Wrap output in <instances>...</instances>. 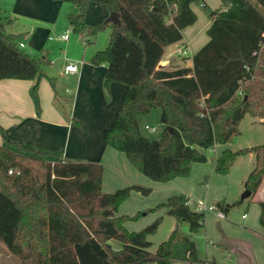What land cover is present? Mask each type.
<instances>
[{"label": "trees", "instance_id": "trees-1", "mask_svg": "<svg viewBox=\"0 0 264 264\" xmlns=\"http://www.w3.org/2000/svg\"><path fill=\"white\" fill-rule=\"evenodd\" d=\"M79 7L69 15L73 31L86 42L110 30V43L91 62L106 64L105 84L127 86V92L105 142L154 181L188 176L193 163L207 162L208 151L238 135L250 114L264 118V0H61ZM91 2L119 14L121 24L85 20ZM211 19L209 40L192 55V65L159 68L167 48L183 40V30L198 20L194 6ZM10 17L0 15V80L46 78L47 59L26 52L8 31ZM182 46L187 47L185 44ZM58 93L55 95L57 101ZM161 110L165 125L159 139L142 133L146 118ZM172 127V132L168 129ZM0 241L20 264H173L199 260L190 235L205 226V212L184 193L170 195L134 215L119 213L132 192L149 195L152 188L131 183L103 190L102 162L62 159L6 136L0 123ZM254 153L255 166L245 180L255 196L264 183V143L233 150L227 146L212 158L215 170L228 174L241 155ZM12 170V173L10 172ZM260 223L264 227V200ZM234 203L217 202L227 212ZM165 210L176 224L155 250L150 235L164 214L139 230L129 221ZM184 225H188L185 229Z\"/></svg>", "mask_w": 264, "mask_h": 264}, {"label": "crops", "instance_id": "crops-1", "mask_svg": "<svg viewBox=\"0 0 264 264\" xmlns=\"http://www.w3.org/2000/svg\"><path fill=\"white\" fill-rule=\"evenodd\" d=\"M216 3L217 5L210 6H221V0H217ZM1 4L7 7L11 15L15 16L18 20L24 19L25 24L23 29L27 33L29 43H33L36 51L43 52L46 50L47 56L50 52L46 49L49 45L45 41L50 32V26L52 24L56 25L60 19H63L67 20L71 27L69 15L79 11V7L76 4L62 2L61 0H1ZM194 9L198 14V20L183 30L184 38L178 42L182 45L185 44L190 50L191 55L186 56L187 58L190 57L189 61L176 62L174 60L176 56L167 52L162 61L164 64L162 68L192 65V55L209 40L207 29L212 21L205 14L206 17H203L199 23V13L195 6ZM109 15L110 12L105 6L91 2L87 8L85 20L88 23H94L106 19ZM10 18L12 17L10 16ZM64 33L59 34L58 38L61 41L67 42L70 55L65 58L59 56L53 57V59L46 58L50 63L47 64L48 68H45V71L55 79V88L51 86L46 78H42L39 81L38 92L36 94L33 88L38 79L0 80V123L5 128L6 136L23 141L38 149L52 152L51 159L53 161L67 158L102 162L105 168L103 177L104 191H114L131 183L144 186H159V184L153 182L151 178L133 166L123 152L107 146L105 142V132L113 125L116 119L125 98L127 86L120 82H112L109 88H107L105 84L107 65H95L91 62V57L97 51H90L87 48H84L82 53L77 49L71 51V46L68 44L71 36L68 40L60 38ZM82 41L89 43L83 39ZM23 43L25 47L28 46L26 42ZM175 44L169 47H173ZM69 62H74L78 65L77 72L67 73L65 71V67ZM56 93L69 101V116L63 115L57 104H55ZM0 143H3L1 132ZM225 147L227 146L221 145L220 150L217 151L214 158ZM193 165V173H195L193 175L195 178L178 177L165 184L167 185L165 186L166 190L161 193L160 197L161 199L164 198L162 200H165L166 197L168 198L172 193L175 194L174 192L188 193L195 201L212 198L208 194L205 196L201 189L195 185L196 180L201 178L202 165H195V163ZM212 168L215 170L213 162ZM132 195L138 201L137 204L131 207L134 211L128 213L121 206L119 213L134 215L139 210L151 207L154 202H158V199L148 202L135 191L132 192ZM225 196V193L221 191L216 198L220 200L225 198ZM255 196V201L264 200V185L260 187ZM218 199L216 202L219 201ZM161 213L164 214L165 210H162ZM157 214L148 215V213H144V216L140 219L129 221L127 226L131 230H139L153 221L157 217ZM255 215L260 223L261 207H255ZM165 217L171 216L166 215ZM242 217L247 220L249 218L248 212H244ZM226 218L227 213L225 212V217L220 219ZM168 223L167 228H164L166 235L163 236L170 235L176 221L173 219ZM261 229L262 231H258V229L253 230L255 233L259 232L262 234L263 238H261L264 240V227L262 226ZM239 235L238 233L235 235L231 233L227 234L223 230L221 233L217 232L216 239L214 240L217 242L222 253L227 255L225 259H218L216 254L213 253L211 255L208 254L205 258L198 256L199 260L196 262L209 261L212 264H260L259 253L254 250L252 242L247 240L251 238L249 237L251 235H241L247 239L237 237ZM207 239L209 240V235H207ZM211 243L214 242L208 241V244ZM196 262L178 259L173 264H195Z\"/></svg>", "mask_w": 264, "mask_h": 264}, {"label": "rangeland", "instance_id": "rangeland-1", "mask_svg": "<svg viewBox=\"0 0 264 264\" xmlns=\"http://www.w3.org/2000/svg\"><path fill=\"white\" fill-rule=\"evenodd\" d=\"M219 1V0H218ZM209 4L212 6L217 5V0H208ZM1 3V0H0ZM196 10L199 13V23L201 22L203 17H206L204 11L201 9L200 6L195 5ZM7 7H4L3 4L0 5V15L3 17H12V21L7 25V29L10 32L15 33L17 37V41H23L26 42L28 46L24 47L23 49L28 52L29 54L41 58L46 59L47 57L50 59H53V57L59 56L61 58H65L66 56L70 55V51L67 48V42L61 41L58 37L59 34L64 33L66 31L69 32L71 39L69 40L71 51H74L75 49L81 51L84 50V48L88 50H103L105 49L109 43H110V30L102 31L98 33L94 40L90 43H84L78 33L73 31V29L70 27L68 21L60 19L59 22L56 25L50 26V32L47 35L46 43L47 48L50 53L47 51H36L34 48L33 43H29L27 39V33L24 32L23 26L25 24L24 19L18 20L15 16H12L9 12ZM108 18V17H107ZM106 18V19H107ZM53 38V39H50ZM73 48V49H72ZM184 48L181 43L173 45V47H169L167 49V52L169 54H172L176 56L174 59L176 62H185L186 60L189 61V58L186 57V55H183L180 50ZM175 50V51H174ZM168 54V55H169ZM44 68H48V65L46 64ZM55 104H57L58 108L60 109L61 113L65 116H69V101L66 99H63L62 95H58L57 101H55ZM146 125H149L151 128H154V130H149L146 128ZM240 133L236 135L231 142L224 146H229L233 150H239L242 148H247L255 145H259L264 143V118H257L250 114H247L240 122ZM165 129V125L161 121V110L160 109H154L152 113L146 118L144 125L142 126L141 130L142 133L150 138L159 139L162 136V133ZM221 145L219 144L211 151H208L209 160L207 162H201V163H195L202 165L201 170V178L196 180L195 185L198 186L197 188H200L201 191L206 194L211 195L212 198L210 199H203V200H196L197 202H206L209 205H217V195L219 193L224 192L225 198L218 199L219 201L224 200L228 203H234L232 207L226 212L227 218L226 219H220L217 215V211H206L205 212V226L200 229L199 231L195 233H191L190 235L192 238L196 241L197 247H198V256L205 258L208 254L211 255L213 253L216 254V257L219 259L224 260L227 256L226 254L222 253L221 249L218 247L217 242H215L214 239H216V234L221 233L222 230L224 233H231V234H240L237 237L240 238H246L245 236H241L242 234L251 235L246 238L250 242H252L254 250L259 253V260L260 264H264V240L263 235L259 232H254L253 229H258V231H262L261 225L259 223L258 218L256 219L255 215V207L258 206L260 208L259 202L254 199H256V196L250 200L249 198H246V200H242V194L245 192V179H247L248 175L252 171L255 165L256 157L254 153H248L246 155H241L237 158L235 163L232 165L231 170L228 174H221L218 173L216 170H213L212 168V158H214L217 151L220 150ZM194 164V163H193ZM192 170L191 173L188 176H179L181 178H195ZM178 178V177H176ZM174 178V179H176ZM174 179L166 182H159L154 181L159 186H148L151 187L153 190L149 195H142L139 193L142 198L146 199L148 202L153 201L154 199H158V202H154L151 207H154L158 203L165 201L162 200L164 198L161 197V193L165 192V184L173 181ZM152 180V179H151ZM193 183V182H191ZM264 185V183H263ZM262 185V186H263ZM156 186V187H155ZM161 186V187H160ZM175 194L178 192H174ZM180 193V192H179ZM173 194V193H172ZM188 197H190L191 201L196 202L193 197L190 196L188 193H184ZM137 200L134 195L131 194V196L121 205L122 208L126 209L128 213L134 211L132 206L137 204ZM196 202V203H197ZM148 207V208H151ZM121 208V207H120ZM148 208H144L139 211H145ZM162 210L158 212H148V215H152L153 213H158L157 216L160 214ZM248 212L249 218L247 220L243 219L242 215L244 212ZM126 212V213H127ZM137 213V212H136ZM135 213V214H136ZM163 214V213H162ZM132 215V214H128ZM167 214L164 213V218L157 230L156 233L150 235V239L153 242L152 249L154 250L157 245L164 241L165 237L166 239L169 237L165 233L166 226L169 224L168 222H171V220L175 219L172 216L171 217H165ZM142 215L141 217H143ZM156 218V217H155ZM170 220V221H169ZM176 221V220H175ZM259 228H258V227ZM185 229H188V225H184ZM241 228V229H240ZM167 231V230H166ZM211 232V233H210ZM210 233V234H209ZM207 235H209V240L207 239ZM229 236V235H228ZM164 237V238H163ZM262 237V238H261ZM165 239V240H166ZM208 241H213L214 243L208 244ZM0 264H20L19 258L12 254L9 249L6 247V245L0 241Z\"/></svg>", "mask_w": 264, "mask_h": 264}, {"label": "built area", "instance_id": "built-area-1", "mask_svg": "<svg viewBox=\"0 0 264 264\" xmlns=\"http://www.w3.org/2000/svg\"><path fill=\"white\" fill-rule=\"evenodd\" d=\"M70 37V34L69 32H65L64 34H62L60 36L61 39L63 40H68ZM20 46L21 47H25V44L23 42H20ZM180 52L183 54V55H186V56H189L191 55L190 53V50L187 48V47H184L180 50ZM65 71L67 73H74V72H77L78 71V65L74 62H69L66 67H65ZM146 128L149 129V130H154V128H151L149 125H146ZM214 149V148H213ZM10 172L12 173V170H10ZM193 201H191L192 203ZM194 203V202H193ZM195 208L199 211H217V214L220 218H224L225 217V212L219 210L217 208L216 205H209L207 203H196L195 205ZM246 216V215H245ZM195 264H212L211 262L209 261H203V262H196Z\"/></svg>", "mask_w": 264, "mask_h": 264}, {"label": "water", "instance_id": "water-1", "mask_svg": "<svg viewBox=\"0 0 264 264\" xmlns=\"http://www.w3.org/2000/svg\"><path fill=\"white\" fill-rule=\"evenodd\" d=\"M108 21L115 23V24H121V20L119 18V14L116 11H112L110 12V15L107 18ZM163 63L161 62L159 64V68L163 67ZM168 129L172 132V127H168ZM252 194V191L250 189H246L245 192L242 194V200H245L246 198L250 197V195Z\"/></svg>", "mask_w": 264, "mask_h": 264}]
</instances>
